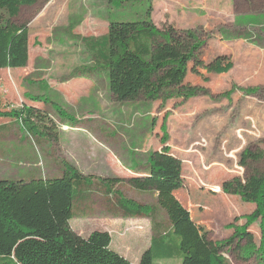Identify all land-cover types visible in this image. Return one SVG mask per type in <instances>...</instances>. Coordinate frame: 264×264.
<instances>
[{"label":"rangeland","instance_id":"1","mask_svg":"<svg viewBox=\"0 0 264 264\" xmlns=\"http://www.w3.org/2000/svg\"><path fill=\"white\" fill-rule=\"evenodd\" d=\"M149 4V0H39L22 7L14 21L29 28L30 60L24 68L0 71V105L21 108L34 102L32 96L47 95L50 103L67 112L65 119L86 117L82 129L89 139L84 149L92 159L97 157L96 145L116 157L133 150L145 167L148 152L169 146L183 162L185 185L178 198L198 222L201 217L208 224L207 241L224 242L234 234L231 226L242 227L256 205L244 202L239 194H226L223 183L233 178L246 182L255 171L264 173V159L247 161L248 153L264 152V0H152V18L158 26L171 23L178 29H192L205 41L206 63L213 55L225 54L234 67L212 76L202 68L210 79L207 82L190 73L191 83L200 82L204 90L188 99L170 100L176 94L165 92L169 97L158 103H120L110 96L107 77L95 68L85 39L107 34L112 21L144 18ZM88 69L92 72L84 73ZM75 75L95 77L98 89H90L87 79L76 83ZM41 81L51 86L46 94L38 88ZM94 96L102 100L101 108L94 106ZM39 102L51 115L56 132H63L65 120L55 107ZM74 150L54 140L29 137L19 121L0 117V178L53 177L62 160L82 167ZM215 186L221 187L220 194L209 192ZM116 188L152 206L155 214L149 212L142 222L115 219L121 215L115 196L106 195L96 180L88 199L75 205L71 225L83 236L109 230L112 248L139 264L153 235L152 217L167 227V216L156 192L136 190L126 181ZM249 231L248 238H236L230 249L225 247L223 253L231 264H264L259 221ZM154 264H183V258H156Z\"/></svg>","mask_w":264,"mask_h":264},{"label":"trees","instance_id":"2","mask_svg":"<svg viewBox=\"0 0 264 264\" xmlns=\"http://www.w3.org/2000/svg\"><path fill=\"white\" fill-rule=\"evenodd\" d=\"M149 1L144 18L112 21L107 34L97 39H85L95 68L108 75L115 100L120 103L152 102L166 97L165 92L188 99L204 90L203 86L191 83L188 79L190 73L207 82L210 79L202 68L208 74H226L233 69V61L225 54L206 63L203 58L205 41L192 29H178L171 23L158 26L152 18V0ZM38 2L0 0V71L28 65L29 28L14 19L22 7ZM87 72L92 70L84 73ZM31 99L52 104L62 119L68 116L58 103H50L47 95H36ZM3 107L5 105H0V117L19 121L29 137L58 143L53 119L46 110L33 105ZM162 141L166 144V137ZM248 154L247 161L264 159V152ZM61 165V176L29 180L0 178V264H133L112 248L109 231L94 230L83 236L72 227L75 205L88 199L96 180L66 160H62ZM146 169L145 174L129 179L98 180L99 188L106 195L115 196V207L125 217L147 215L149 212L155 214L156 209L126 197L120 189L114 190V186L126 181L136 190L157 193L158 204L166 213L168 226L152 217L153 235L139 264H154L156 258L175 255L182 256L183 264H231L223 253L225 247L230 249L236 238H248L250 225L257 221L262 237L260 249L264 254V173L255 171L247 176L246 182L233 178L223 183V192L239 194L244 202L255 204L256 209L247 216L242 227L231 226L235 229L230 239L211 242L205 238L210 234L208 224L201 217L198 222L177 196L185 185L182 160L165 145L161 150L148 154ZM222 189L215 186L209 192L220 194ZM202 201H205V196ZM196 212L198 215L200 209Z\"/></svg>","mask_w":264,"mask_h":264},{"label":"crops","instance_id":"3","mask_svg":"<svg viewBox=\"0 0 264 264\" xmlns=\"http://www.w3.org/2000/svg\"><path fill=\"white\" fill-rule=\"evenodd\" d=\"M211 48L207 47L206 51L209 52ZM213 51V49H212ZM211 52V50H210ZM218 55V54H216ZM213 57H210V59H213ZM104 75H106L107 77V81H108V88H109V92H110V96L113 97L111 91H110V87H109V79H108V75L106 72H104ZM215 75V74H211L210 76ZM217 75V74H216ZM76 76V75H75ZM94 76H96L94 74ZM88 80L89 83V87L90 89H98L96 81H95V77L93 78H82V77H77L74 78V80L76 81V83H80L81 81ZM188 79L190 81H192V77H188ZM198 78L195 77V81H197ZM196 84H201L200 82H196ZM74 89H76L77 85L74 84ZM64 86V85H63ZM38 88L40 90H43L46 94L47 91H49L51 89V86L49 83H47L46 81H41L38 84ZM197 95V94H196ZM84 96V95H83ZM179 98H183V96L181 95H176L173 98H170V100L172 99H179ZM166 97L163 96L162 99L157 100V101H153L155 103L161 102L162 100H165ZM169 100V99H168ZM93 102H94V106L97 108H101L102 104V100H100V98L95 97L93 98ZM40 102H33L32 104L29 105H33L36 107H39V105H37ZM120 104V103H119ZM40 108V107H39ZM69 119H65V125L64 127L66 129H63V132H60L58 134V143L61 144H66V145H71L73 146V148H75L74 152L77 153V155L79 156L78 159H80V163H82V167L73 164L72 162H69L70 164L74 165L81 173H83L84 175H92L94 176L95 180H99L100 178H114V177H120V178H126L129 179L133 176H138V175H143L145 174V172L147 171V169L145 168L146 165H144L145 167H142L141 164H145L143 160L140 159V156L138 153L134 152L133 150H128V152L126 153V155L122 156L121 154H117L119 157H116V155H114V152L109 151L99 145H96L95 151H96V158L92 159L89 157L88 153H86V150L84 149L85 147V143L88 141V136L86 135V133L84 132V130L82 129V124L83 122H85L84 120L87 119L86 117H77L74 118L76 121H79L78 123H75V120H70ZM161 149L160 146L156 149L153 150H159ZM123 152H125V150L123 149ZM149 154V152H148ZM62 174V165H59V172L58 175L56 176H61ZM97 176V177H96ZM41 177L39 175H28V180L32 179V178H38ZM55 177V176H53ZM103 190V189H102ZM93 192V191H92ZM121 214V213H120ZM145 215L142 216H137V217H125L122 214L120 216H117L115 219H119L121 221H133V222H142L141 220L144 218ZM150 218V217H149ZM106 230V229H105ZM109 231V230H106ZM110 232V231H109ZM91 233V232H90ZM82 235V234H81ZM88 236V235H87ZM150 245V242L148 244H146L144 247L145 249H147ZM112 246V245H111ZM144 247H142V249H144ZM117 251V250H116ZM119 252V251H117ZM120 254H122L123 256L126 254H123L121 252H119ZM138 264V263H137Z\"/></svg>","mask_w":264,"mask_h":264}]
</instances>
